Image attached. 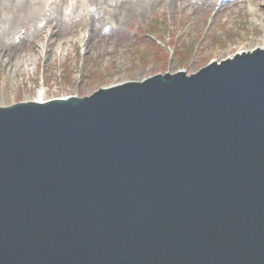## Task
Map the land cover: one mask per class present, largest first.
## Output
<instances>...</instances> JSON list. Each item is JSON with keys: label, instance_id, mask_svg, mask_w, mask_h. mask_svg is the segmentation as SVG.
<instances>
[{"label": "water", "instance_id": "95a60500", "mask_svg": "<svg viewBox=\"0 0 264 264\" xmlns=\"http://www.w3.org/2000/svg\"><path fill=\"white\" fill-rule=\"evenodd\" d=\"M0 264H264V48L0 105Z\"/></svg>", "mask_w": 264, "mask_h": 264}, {"label": "rangeland", "instance_id": "374dc122", "mask_svg": "<svg viewBox=\"0 0 264 264\" xmlns=\"http://www.w3.org/2000/svg\"><path fill=\"white\" fill-rule=\"evenodd\" d=\"M250 1L253 0H238L237 5L224 1L231 6L220 9L215 19L214 1L183 0L184 6L174 8L157 5L144 15H134L118 29L111 26V30L97 36L86 48L79 38L82 30L75 25L67 38L54 45L53 58L47 61L43 55L35 59L26 43V47L5 55L18 63L21 72L6 70L0 61V105L34 100L40 89L46 90L43 101L83 97L101 87L158 73L196 72L209 62L251 48L254 38L264 36L262 25L258 24L262 16L249 14ZM69 2L66 13L70 12ZM253 7L264 13L262 5ZM23 26L19 23L15 30L22 31ZM202 41L207 45L200 44ZM35 42L38 47L42 45L41 40ZM28 57L32 60L26 62Z\"/></svg>", "mask_w": 264, "mask_h": 264}, {"label": "bare ground", "instance_id": "6f19581e", "mask_svg": "<svg viewBox=\"0 0 264 264\" xmlns=\"http://www.w3.org/2000/svg\"><path fill=\"white\" fill-rule=\"evenodd\" d=\"M200 1L202 3L214 1L216 6L214 19L219 15L220 9L229 8L231 3L238 4V0H228L231 5H227L224 2L226 0H222L221 3L220 0ZM66 3L67 0H54L51 3L47 0H0V61L6 70L21 72L18 63L11 62L5 55L22 49L27 44L31 46L30 51L35 55V59L43 55L44 61L51 60L54 45H57L61 39L67 38V33L72 31L75 25H79L82 30L79 38L81 42L84 41L83 45L86 48L97 36L104 34L106 30H111V26L118 29L119 25L128 22L134 15H144L157 5L163 4L173 8L181 4L184 6L183 0H71L68 3L70 12L66 13ZM256 4L264 7V0L250 1L249 14L262 16L258 24L262 25L264 32V13H259L253 7ZM40 20L44 22L38 25ZM19 23L24 25L22 31L15 30V26ZM36 39L42 41L41 46L38 47ZM254 39L252 47L241 52L252 51L257 47L264 48V36ZM67 41L68 39L65 40ZM200 44L207 45L203 41ZM28 60H32L31 57H28L26 62ZM44 98H46V90L40 89L34 96L35 101H43Z\"/></svg>", "mask_w": 264, "mask_h": 264}]
</instances>
